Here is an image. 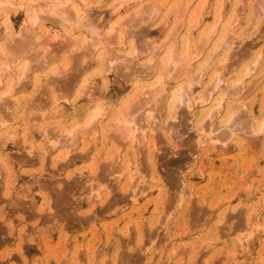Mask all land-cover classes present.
I'll return each instance as SVG.
<instances>
[{
	"label": "rangeland",
	"instance_id": "rangeland-1",
	"mask_svg": "<svg viewBox=\"0 0 264 264\" xmlns=\"http://www.w3.org/2000/svg\"><path fill=\"white\" fill-rule=\"evenodd\" d=\"M50 1L0 0V264H264V0Z\"/></svg>",
	"mask_w": 264,
	"mask_h": 264
},
{
	"label": "bare ground",
	"instance_id": "bare-ground-1",
	"mask_svg": "<svg viewBox=\"0 0 264 264\" xmlns=\"http://www.w3.org/2000/svg\"><path fill=\"white\" fill-rule=\"evenodd\" d=\"M8 1H10V0H8ZM12 1V0H11ZM60 0H51L50 1V3H46V5L45 6H47V7H49V9H51V10H54V9H52L51 7H53V8H55V4L57 3V2H59ZM67 1V0H66ZM69 1V0H68ZM71 1V0H70ZM69 1V2H70ZM85 1V0H84ZM138 1V0H137ZM6 2V1H5ZM37 2V1H36ZM69 2H67V3H69ZM32 3V0H31V2H30V4ZM44 3H45V1H44ZM66 3V5H68ZM71 3V2H70ZM72 3H74V2H72ZM71 3V4H72ZM84 3V2H83ZM1 4V3H0ZM70 4V5H71ZM116 4V3H115ZM121 4V3H120ZM62 5V4H61ZM72 5H74V4H72ZM76 5V4H75ZM63 6V5H62ZM119 6V5H118ZM121 6H122V4H121ZM28 7V6H27ZM64 7H66V8H68V9H70V6L68 7V6H65L64 5ZM117 7V6H116ZM115 7V8H116ZM123 8H124V6H123ZM30 9V8H29ZM72 10H69V11H72V14H73V16L75 17V18H77L78 20H79V18L80 19H83V18H81L82 16H81V14H82V11H83V5H79V4H77V6H73L72 8H71ZM112 9V8H111ZM32 11L30 12L29 10H27L26 11V15H27V23H30V25L31 24H33V25H35V24H37L38 23V18L39 17H37V15L39 14H35L34 13V10H33V8L31 9ZM39 10V9H38ZM58 10V9H57ZM67 12V11H66ZM71 13V12H70ZM56 14V13H55ZM65 14V13H64ZM69 14V13H68ZM40 15V14H39ZM60 15H61V17L60 18H62L63 17V15L60 13ZM71 15V14H70ZM43 16V15H42ZM49 16V15H48ZM66 17V16H65ZM152 17V16H151ZM42 18V17H41ZM40 18V19H41ZM58 18V17H57ZM69 18V17H68ZM67 18V19H68ZM74 18V19H75ZM43 19H45V18H43ZM65 21L67 20L66 18H63ZM74 19H72V20H74ZM64 20H63V23H64ZM39 21H41V20H39ZM43 21V20H42ZM60 21V20H59ZM62 21V20H61ZM61 21H60V23H61ZM7 22V21H6ZM9 22V21H8ZM55 22V21H54ZM57 22V21H56ZM68 22V21H67ZM80 22H81V20H80ZM26 23V24H27ZM57 23H59V22H57ZM59 23V24H60ZM65 24V23H64ZM69 24H70V21H69ZM75 24H77V23H75ZM75 24H74V26H75ZM79 25V24H78ZM32 26V25H31ZM68 26V25H67ZM22 27V26H21ZM68 27H72V24L70 25V26H68ZM67 27V28H68ZM10 28H11V26H10ZM30 28V27H29ZM40 28H42V27H40ZM45 27L43 26V29H44ZM63 28V27H62ZM33 29V28H32ZM71 29V28H70ZM76 29V28H75ZM11 30V29H10ZM22 30V29H21ZM69 30V29H68ZM72 30V29H71ZM34 31V30H33ZM70 31V30H69ZM76 31V30H75ZM10 32V31H9ZM20 32V31H19ZM71 32V31H70ZM69 32V33H70ZM65 33H68V31L67 32H65ZM72 33V32H71ZM97 34V32H94V34ZM10 34V33H9ZM12 34H14V33H12ZM25 34V33H24ZM32 34V33H31ZM42 34V33H41ZM43 34H45V33H43ZM42 34V35H43ZM55 34V33H54ZM62 34V33H61ZM95 34V35H96ZM33 35V34H32ZM41 35V36H42ZM48 35V34H47ZM205 35V34H204ZM30 36V35H29ZM44 36V35H43ZM61 36V35H60ZM66 36V35H65ZM208 36V35H207ZM16 37V36H15ZM14 37V38H15ZM45 37H46V40H47V37L48 36H46L45 35ZM62 37V36H61ZM68 37V36H67ZM210 37V36H209ZM14 38H13V40H14ZM73 38V37H72ZM78 38V37H77ZM85 38V37H84ZM227 38V37H226ZM11 39V38H10ZM19 39V38H18ZM74 39V38H73ZM73 39H71V40H73ZM95 39V38H94ZM205 39V38H204ZM207 39V38H206ZM209 39V38H208ZM15 40H16V38H15ZM54 40V39H53ZM65 40H66V38H65ZM83 40V39H82ZM86 40V39H85ZM92 40V39H91ZM19 41V40H18ZM25 41V40H24ZM28 41H30V40H28ZM206 40H204V42H205ZM221 41V40H220ZM223 41V40H222ZM17 42V41H16ZM41 42H45V41H41ZM47 42V41H46ZM49 42V41H48ZM65 42V41H64ZM5 43V42H4ZM20 43V44H19ZM18 43V47H17V45H16V47H17V50L18 51H16V52H20V53H25V48L24 47H26L27 45H25L26 44V41L24 42L25 44V46H23V41H22V43L21 42H19ZM28 43V46H29V43L30 42H27ZM61 43V42H60ZM84 43H86L85 41L84 42H82V45L84 44ZM15 44V43H14ZM45 44V43H44ZM48 44V43H47ZM51 44V43H50ZM62 44H63V42H62ZM66 44V43H65ZM205 44V43H204ZM220 44V43H219ZM32 45V44H31ZM67 45V44H66ZM65 45V46H66ZM99 45V44H98ZM95 46V47H98V48H96L95 50H94V52L96 53V54H101L102 53V48H101V45H99V46ZM226 45V44H225ZM4 45H2V47H3ZM64 46V45H63ZM62 46V47H63ZM77 46V45H76ZM87 46V45H86ZM206 46V45H205ZM216 46V45H215ZM5 47H6V45H5ZM5 47H3L4 49H6ZM218 47V46H217ZM222 47V46H221ZM223 47H224V45H223ZM26 48H28V47H26ZM29 48H30V46H29ZM99 48H101V49H99ZM62 49V48H61ZM217 49V48H216ZM223 49V48H222ZM222 49L220 50V52H218V53H216V55H214L213 56V58H212V61L214 60V59H216V57H219L221 54H222ZM1 50V49H0ZM10 50V49H9ZM219 51V50H218ZM12 52V51H11ZM89 52H91V51H89ZM169 52H170V50H169ZM44 53V52H43ZM85 53V52H84ZM106 53V52H105ZM89 54V53H88ZM29 56V55H28ZM14 57V56H13ZM46 58V57H45ZM26 59V58H25ZM9 60V59H8ZM259 60V59H258ZM6 61V60H5ZM108 61H109V59H108ZM107 61V62H108ZM7 62V61H6ZM11 62V61H10ZM13 62V61H12ZM109 62H111V59H110V61ZM170 62H171V59L169 58L168 59V61L166 60V64H165V70L166 69H168V67H169V64H170ZM5 63V62H4ZM2 63L1 65L3 66V67H1V69H0V72H7V70L9 69V64L10 63ZM175 63H176V61H175ZM178 63V62H177ZM208 65H209V63H207ZM256 64H257V62H256ZM0 65V66H1ZM151 65V64H150ZM255 65V64H254ZM39 66V65H38ZM152 66V65H151ZM153 67V66H152ZM172 67H173V65H172ZM149 68H150V66H149ZM87 69V68H86ZM147 69H148V67H147ZM249 69V68H248ZM248 69H245L244 71H243V78L244 77H246L247 75H248V73H249V71H248ZM149 70V69H148ZM152 70V69H151ZM151 70H149V71H151ZM27 71V70H26ZM184 71V70H183ZM24 72V71H23ZM106 72V71H105ZM148 72V71H147ZM152 72V71H151ZM253 72V71H252ZM150 73V72H149ZM251 73V72H250ZM151 74V73H150ZM23 75V73H20V75H19V77H21ZM263 75V74H262ZM261 75V76H262ZM100 76V75H99ZM70 77V76H69ZM102 77V76H101ZM199 77V76H198ZM104 77H102V79H103ZM105 78H106V76H105ZM104 78V79H105ZM243 78L240 80V81H237V82H239V84H240V86L242 85L241 83H242V81H243ZM69 79H73V78H69ZM223 79V78H222ZM77 80V79H76ZM107 80V79H106ZM198 80V79H197ZM74 81V80H73ZM77 82V81H76ZM106 82V81H105ZM219 82H220V80H219ZM11 83V82H10ZM71 83V82H70ZM2 84V82L0 81V85ZM25 84V83H24ZM216 85V84H215ZM18 86V85H17ZM104 86V85H103ZM158 86H160V85H158ZM224 86V85H223ZM239 86V85H238ZM20 87V86H19ZM161 87V86H160ZM190 87V86H189ZM23 88V87H22ZM105 88V87H104ZM158 88V87H157ZM187 88V87H186ZM214 88V87H213ZM19 89V88H18ZM18 89H16L17 91H18ZM152 89V88H151ZM176 89V88H175ZM220 89V88H219ZM222 89V88H221ZM238 89V88H237ZM239 89H241V88H239ZM16 90H14L13 88H12V86H8V88L7 89H5V91H3V92H0V99L2 98V97H4V96H7L9 99H11V100H8V101H10V104L12 103V105H13V107L14 106H16L17 105V99L15 100L14 99V93H15V91ZM95 90V89H94ZM97 90V89H96ZM154 90H155V87H154ZM154 90H153V92H154ZM158 90V92L159 91H161L162 89L160 88V89H157ZM189 89H181L179 92H178V96L176 95L175 96V94L177 93H173V94H170L169 95V99L168 100H166V104H165V106H167V110L168 111H170L171 109H172V103L173 102H177L178 104H180L181 102H184L183 101V98L188 94V91ZM211 90V89H210ZM209 90V91H210ZM214 90V89H213ZM91 91H92V89H91ZM91 91H89L90 92V96H92V92ZM217 91V90H216ZM226 91V90H225ZM228 91V90H227ZM237 91V90H236ZM235 91V89H234V91L233 92H236ZM156 92V91H155ZM162 92V91H161ZM214 92H215V90H214ZM232 91H231V93H233ZM205 93H207V92H205ZM230 92H228V94H229ZM155 94V93H154ZM156 94H158V93H156ZM191 94V93H190ZM203 94H204V92H203ZM227 94V95H228ZM89 95V94H88ZM102 95V94H101ZM189 95V94H188ZM211 95H212V91H211V94H209L208 93V96L206 97V100L204 101V102H207V101H213L212 99H211ZM216 95V94H215ZM214 95V96H215ZM226 95V96H227ZM234 95V94H233ZM232 95V96H233ZM231 96V95H230ZM231 96V97H232ZM177 97V98H176ZM205 97V96H204ZM16 98V97H15ZM203 98V97H202ZM214 98V97H213ZM215 98H216V96H215ZM223 98L225 99V97H222L219 101H216V100H218V98L217 99H215V101H216V105H214V107L216 106V107H219V104H220V108H218L219 109V111L218 112H214V114L216 113L217 115L219 114V112H220V114H221V112L222 111H224L223 113H224V115H227V113H229V111H228V108L230 107L229 105L230 104H225V107H224V105H223ZM227 98H228V96H227ZM93 99V98H92ZM151 99V98H150ZM153 99V98H152ZM182 99V100H181ZM164 100H165V98H164ZM186 100V99H185ZM200 100H201V98H200ZM203 100V99H202ZM161 101V100H160ZM187 101V100H186ZM155 102H156V100H155ZM204 102H203V104H204ZM208 102V103H209ZM97 103V102H96ZM96 103H94L95 105H94V108H92V110L89 112V110H88V114H87V116H86V120H84V122H81V127H78V128H80V130L77 132V130H78V128H77V130H76V132L74 131V129H71V130H66V131H63V132H65L66 133V139H68V141H73L74 139H75V137H81V136H84V135H86L88 132H89V130H91L92 128H90L91 127V125L93 124L94 125V123L95 122H97L98 120H101V118H103V113H105V106L103 107L101 104L102 103H100V102H98L97 104ZM176 103V104H177ZM202 103V102H201ZM178 104H177V106H178ZM184 104H185V102H184ZM189 104V103H188ZM206 104V103H205ZM125 105V104H124ZM153 105V104H152ZM175 105V104H174ZM173 105V110H176V108L177 107H175ZM202 106V105H201ZM234 106V105H233ZM243 106V105H242ZM242 106H240V107H242ZM182 107V106H181ZM232 107V106H231ZM230 107V108H231ZM236 107V106H235ZM234 107V110L235 109H237V108H239L238 107V105H237V107L235 108ZM1 108V107H0ZM118 109V108H117ZM184 109V108H183ZM189 109H190V107H189ZM217 109V110H218ZM245 109V108H244ZM3 110V109H2ZM185 110V109H184ZM215 110V109H214ZM231 110V109H230ZM233 109H232V111L227 115L228 116V118L233 114V112H235ZM240 110V109H239ZM107 111V110H106ZM115 111V110H114ZM113 111V112H114ZM241 111V110H240ZM239 111V112H240ZM118 112H120V111H118ZM125 112H127V111H125ZM176 112V111H175ZM175 112H174V114L172 115V119H174V115H175ZM186 112V111H185ZM244 112V111H243ZM222 113V114H223ZM236 113V112H235ZM237 113H238V111H237ZM118 114V113H117ZM120 114V113H119ZM126 114V113H125ZM128 114V113H127ZM127 114H126V116H127ZM221 114V115H222ZM211 115V114H210ZM234 115V114H233ZM237 115V114H236ZM123 115H122V113H121V116H119L118 115V117H117V119H115V123H114V125H115V127H116V129H118V130H120L121 132L124 130V134L123 135H125V136H123L124 138H125V140H127V138L128 137H133L135 134H136V132H135V130H132V129H130L129 128V121L127 122V120H124L123 119V117H122ZM146 116V115H145ZM151 116V115H150ZM218 116H220V115H218ZM214 117V116H213ZM245 117V116H244ZM212 118V117H211ZM231 120V117L227 120V123L229 122ZM234 120V119H233ZM245 120H246V118H245ZM240 121V120H239ZM147 122V121H146ZM83 123V124H82ZM249 123V122H248ZM261 124H260V127L261 126H264V118H262V121L260 122ZM97 124V123H96ZM95 124V125H96ZM147 124V123H146ZM250 124V123H249ZM98 125V124H97ZM228 125V124H227ZM93 127V126H92ZM233 127V126H232ZM74 128V127H73ZM76 128V127H75ZM225 128H226V126H225ZM262 128V127H261ZM261 128H260V130H261ZM122 129V130H121ZM114 130V129H113ZM226 130V129H225ZM229 130H232L231 129V127H230V129ZM235 130V129H234ZM88 131V132H87ZM116 131V130H115ZM258 131H259V129H258ZM257 131V132H258ZM111 132V131H110ZM119 131H117V133H118ZM112 133V132H111ZM137 133L138 134H143L144 132H143V130H142V128L140 129V130H138L137 131ZM107 134V133H106ZM109 134V133H108ZM227 134V133H226ZM226 134H224V135H226ZM237 134V133H236ZM51 135V134H50ZM77 135V136H76ZM144 135V134H143ZM142 135V136H143ZM223 135V134H222ZM229 135H230V137H231V134L229 133ZM58 136V135H57ZM48 138V137H47ZM55 138H57L56 136H55ZM110 138V137H109ZM122 138V137H121ZM227 138H228V136H227ZM52 139V138H51ZM65 139V140H66ZM111 139V138H110ZM226 139V138H225ZM55 140V139H54ZM219 139H214L213 141H211L212 143H220V141H218ZM51 141V140H50ZM50 141H49V143H48V146H49V144H50V146H51V143H52V147L53 148H55L56 146H57V144H54L53 142H51L50 143ZM223 142V141H222ZM65 143H67L66 141H65ZM225 143V142H224ZM223 144V143H222ZM56 145V146H55ZM213 147H215V146H213ZM49 148V147H48ZM51 148V147H50ZM56 149V148H55ZM264 150V149H263ZM31 153V152H30ZM127 168V167H126ZM122 173H123V171H121ZM125 173H128V170L127 169H124V175L126 176V174ZM121 174V173H120ZM129 174V173H128ZM127 174V175H128ZM139 185H141L142 187H143V185L141 184V183H139ZM154 186V185H153ZM145 188V187H144ZM136 192H139L140 194L142 193V192H144L142 189H141V192L140 191H136ZM134 195H136V194H134ZM135 197V196H134ZM238 239V238H237Z\"/></svg>",
	"mask_w": 264,
	"mask_h": 264
},
{
	"label": "snow or ice",
	"instance_id": "snow-or-ice-1",
	"mask_svg": "<svg viewBox=\"0 0 264 264\" xmlns=\"http://www.w3.org/2000/svg\"><path fill=\"white\" fill-rule=\"evenodd\" d=\"M262 127H264V126H262ZM27 264H31V262L29 261V262H27Z\"/></svg>",
	"mask_w": 264,
	"mask_h": 264
}]
</instances>
